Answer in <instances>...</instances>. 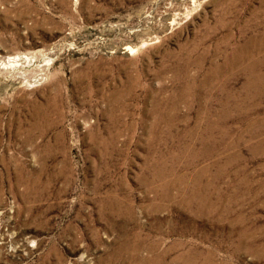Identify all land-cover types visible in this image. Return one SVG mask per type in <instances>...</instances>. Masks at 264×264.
<instances>
[{"label":"rangeland","instance_id":"374dc122","mask_svg":"<svg viewBox=\"0 0 264 264\" xmlns=\"http://www.w3.org/2000/svg\"><path fill=\"white\" fill-rule=\"evenodd\" d=\"M0 264H264V0H0Z\"/></svg>","mask_w":264,"mask_h":264},{"label":"bare ground","instance_id":"6f19581e","mask_svg":"<svg viewBox=\"0 0 264 264\" xmlns=\"http://www.w3.org/2000/svg\"><path fill=\"white\" fill-rule=\"evenodd\" d=\"M229 4V3H228Z\"/></svg>","mask_w":264,"mask_h":264}]
</instances>
